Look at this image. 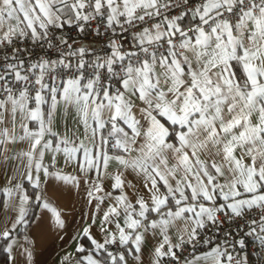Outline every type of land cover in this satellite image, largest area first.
Here are the masks:
<instances>
[{"label": "snow or ice", "instance_id": "1", "mask_svg": "<svg viewBox=\"0 0 264 264\" xmlns=\"http://www.w3.org/2000/svg\"><path fill=\"white\" fill-rule=\"evenodd\" d=\"M0 178L13 264L34 206L64 227L48 186L92 208L60 264H145L149 237L147 264H247L221 225L264 245V0H0Z\"/></svg>", "mask_w": 264, "mask_h": 264}, {"label": "crops", "instance_id": "2", "mask_svg": "<svg viewBox=\"0 0 264 264\" xmlns=\"http://www.w3.org/2000/svg\"><path fill=\"white\" fill-rule=\"evenodd\" d=\"M68 123L69 126H71L70 120ZM60 127L61 129L63 128V121L60 122ZM58 167H65L62 160L58 162ZM114 167L115 165H112V168ZM65 170L67 171L70 169L66 168ZM4 182V179L0 178V184ZM83 187L86 186H82L80 189L67 186H57L55 188L48 186V196L50 200L63 214L64 227L61 229L55 227L50 228L46 210L37 207L36 213L33 216L34 219L30 234V238L34 239L36 242L33 264H60L61 259L66 253L74 252L76 242L73 237H76L83 227L91 223L88 217L92 212V208L85 203L86 197ZM96 220L97 223L93 225V232L98 238L102 239L103 234L99 232L100 214H97ZM4 221L5 215L0 213V228L4 226ZM22 239L23 234H21V240ZM154 243L155 240L150 237L145 242V264H147ZM8 255L9 260L5 264H13V256L15 253H10L8 251Z\"/></svg>", "mask_w": 264, "mask_h": 264}, {"label": "built area", "instance_id": "3", "mask_svg": "<svg viewBox=\"0 0 264 264\" xmlns=\"http://www.w3.org/2000/svg\"><path fill=\"white\" fill-rule=\"evenodd\" d=\"M221 227L224 232L231 231L235 233L236 239H243L245 241L243 248L239 245L236 246L235 254L246 257L247 264H264V245L261 244V241L255 235L242 234L246 233L247 230L243 228L238 230L236 224L229 221H225ZM217 235L220 239L223 238L221 233H217Z\"/></svg>", "mask_w": 264, "mask_h": 264}, {"label": "trees", "instance_id": "4", "mask_svg": "<svg viewBox=\"0 0 264 264\" xmlns=\"http://www.w3.org/2000/svg\"><path fill=\"white\" fill-rule=\"evenodd\" d=\"M36 210H37V207L34 206L32 208V215L33 216L35 215ZM5 249H6V245L4 244L3 241H0V264H5L9 260L8 251H6Z\"/></svg>", "mask_w": 264, "mask_h": 264}]
</instances>
